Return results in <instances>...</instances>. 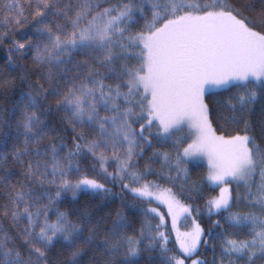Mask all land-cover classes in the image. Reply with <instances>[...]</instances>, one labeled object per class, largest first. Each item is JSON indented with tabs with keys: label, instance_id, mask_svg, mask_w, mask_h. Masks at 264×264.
<instances>
[{
	"label": "snow or ice",
	"instance_id": "1",
	"mask_svg": "<svg viewBox=\"0 0 264 264\" xmlns=\"http://www.w3.org/2000/svg\"><path fill=\"white\" fill-rule=\"evenodd\" d=\"M4 40L0 264H264V0H0Z\"/></svg>",
	"mask_w": 264,
	"mask_h": 264
},
{
	"label": "trees",
	"instance_id": "2",
	"mask_svg": "<svg viewBox=\"0 0 264 264\" xmlns=\"http://www.w3.org/2000/svg\"><path fill=\"white\" fill-rule=\"evenodd\" d=\"M20 2L22 4H24V6L27 8V0H20ZM17 38H19V37H17ZM9 43H10V40H4V41L0 42V106L6 107L10 110L12 107V103H13L15 93L20 86V81L17 77L19 75H22L23 72L19 71V72L9 73L8 71L5 70L6 69L7 55H8L6 49L9 45ZM14 58H15V56H14ZM17 63L20 65L27 64L29 66V68L32 66V62H31L30 57L27 58L26 60L17 61ZM8 80H14V85L8 84L7 83ZM235 91H236V89L233 88L231 92H224L223 98H227L228 96L232 95ZM214 125H215V121H214ZM236 131H240V129L238 128V129H236ZM232 134H235V133L233 132ZM178 135H180V133H178ZM261 143H264V141H261ZM157 147H160V145H157ZM164 150L174 151V149H172L171 145L165 146ZM189 168H190V172H191L192 181H203V178L206 176L207 170H208V166L204 162H200V166L195 168V169H192L191 165H189ZM112 170H113L112 168L109 169V171H112ZM173 175H175V173H173ZM148 179H156L164 186L173 187L174 191L177 193L178 198L182 201V203L187 204V205H199L200 210H201L200 213L197 214L195 211H193L192 215L195 216L196 220H198L201 223V225L207 229L208 222H207V216L205 214V202L210 195H215L218 192V189L213 190L212 188H210L205 183L203 185L202 193L193 192L192 198L189 199L188 198V195H189L188 191L185 190L181 194V189L178 185L174 186L172 184H169L167 181L160 180L159 177H156V176H150V177H148ZM109 186H111V185H109ZM114 191L119 192V188H115ZM151 206L159 208V211L161 213H164L165 221H164V226H162L161 230L165 231L169 235V238L171 241V243L169 244V247H176V245L174 243L175 232L172 229L170 216L167 213L166 206L159 204V203L153 204ZM115 207H119L118 201H117ZM61 210H68L67 205H61ZM149 219L152 221L153 224L161 223V221L158 218L149 217ZM212 219L215 220V219H217V217L213 216ZM142 220H143V217H137L134 228L132 230H130L129 234H137L138 233V229L141 226ZM181 222H184L183 219ZM188 222H191V221L189 220ZM181 227L183 229H187L186 228L187 226L184 227V224H181ZM214 243H217V245H218L219 241H214ZM218 253H219V248L217 247L216 254L218 255ZM213 255L214 254H213L211 248L205 249L202 246L201 251L199 253L200 258L206 259L209 262H211Z\"/></svg>",
	"mask_w": 264,
	"mask_h": 264
},
{
	"label": "rangeland",
	"instance_id": "3",
	"mask_svg": "<svg viewBox=\"0 0 264 264\" xmlns=\"http://www.w3.org/2000/svg\"><path fill=\"white\" fill-rule=\"evenodd\" d=\"M200 162H204L206 165H207V159L206 158H204V159H202ZM208 166V165H207ZM170 216V215H169ZM182 217L180 218V220L178 221V226H179V228H180V230L181 231H188V230H190L191 229V227H192V222H188V221H184V222H181L182 221ZM170 221H171V217H170ZM181 224H184V227H186L187 229H183L182 227H181ZM193 258H195V257H193ZM187 264H191V261L190 260H188L187 261Z\"/></svg>",
	"mask_w": 264,
	"mask_h": 264
}]
</instances>
